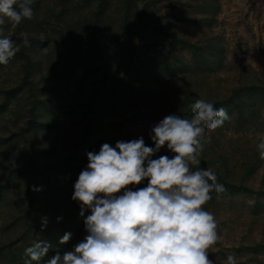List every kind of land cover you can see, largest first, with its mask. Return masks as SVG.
I'll return each mask as SVG.
<instances>
[{
    "label": "rangeland",
    "instance_id": "1",
    "mask_svg": "<svg viewBox=\"0 0 264 264\" xmlns=\"http://www.w3.org/2000/svg\"><path fill=\"white\" fill-rule=\"evenodd\" d=\"M0 264H264V0H0Z\"/></svg>",
    "mask_w": 264,
    "mask_h": 264
},
{
    "label": "trees",
    "instance_id": "2",
    "mask_svg": "<svg viewBox=\"0 0 264 264\" xmlns=\"http://www.w3.org/2000/svg\"><path fill=\"white\" fill-rule=\"evenodd\" d=\"M103 247H99L98 249H97V255H99L103 250Z\"/></svg>",
    "mask_w": 264,
    "mask_h": 264
}]
</instances>
